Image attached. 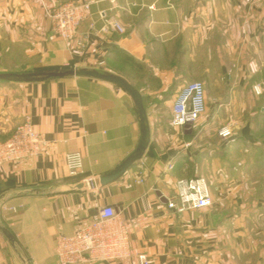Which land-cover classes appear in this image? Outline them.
Wrapping results in <instances>:
<instances>
[{"label":"crops","instance_id":"obj_1","mask_svg":"<svg viewBox=\"0 0 264 264\" xmlns=\"http://www.w3.org/2000/svg\"><path fill=\"white\" fill-rule=\"evenodd\" d=\"M88 2L75 37H58L48 12ZM65 68L112 72L139 90L150 142L119 180L74 189L136 150L141 128L131 97L87 77L0 81V143L26 119L47 142L35 158L0 165V225L18 247L0 231V264H58L57 238L105 206L129 227L133 256L98 264H141L140 256L148 264H264V92L253 90L264 82V0H0V73ZM194 81L219 104L193 130L173 128V100ZM231 118L233 136L223 139ZM247 125L252 141L242 136ZM213 134L219 141L203 142ZM71 152L83 157L72 177ZM195 177L209 181L213 205L168 209L176 181Z\"/></svg>","mask_w":264,"mask_h":264},{"label":"built area","instance_id":"obj_2","mask_svg":"<svg viewBox=\"0 0 264 264\" xmlns=\"http://www.w3.org/2000/svg\"><path fill=\"white\" fill-rule=\"evenodd\" d=\"M90 2L82 5L66 3L48 12L53 32L60 38L71 40L75 37L80 23L86 19ZM101 17L106 19L105 12ZM120 34L124 28L117 22L106 20ZM253 70V68H251ZM254 71V70H253ZM256 95L264 92V82L253 88ZM208 110L207 91L201 81L188 83L175 96L171 106L170 125L176 129L193 130ZM235 121L231 118L219 130V136L228 139L233 136ZM47 142L37 133L29 119L18 125L11 138L0 143V165L15 163L41 155ZM69 175L77 176L83 167V157L79 152L65 155ZM173 166H170L172 169ZM168 209L176 213L187 210H201L213 205V191L204 177L179 179L175 192L165 197ZM16 211L15 207L10 208ZM130 231L126 223L120 221L112 206H105L96 219L82 226L71 235L57 238L55 255L58 264H98L128 259L133 256ZM141 264H148L144 256L139 257Z\"/></svg>","mask_w":264,"mask_h":264},{"label":"water","instance_id":"obj_3","mask_svg":"<svg viewBox=\"0 0 264 264\" xmlns=\"http://www.w3.org/2000/svg\"><path fill=\"white\" fill-rule=\"evenodd\" d=\"M67 77H87L94 78L103 81H107L120 87L125 91L132 99L136 108L138 118L140 121L141 138L136 150L127 157L119 166L113 169L111 172L102 175L96 179H91L85 183H79L74 189L81 190L83 188L91 190L100 186H105L119 180L124 173L129 170L133 165L140 161L150 142L151 131L147 113L144 107L143 96L139 90L131 85L126 79L117 74L107 71L78 69V68H65L59 70H41L35 72H24V73H0V81H39L49 79H60ZM242 136L247 141H252L250 134V127L247 125L243 131ZM0 231L7 238L10 245L18 252L17 240L13 234L6 228L0 225Z\"/></svg>","mask_w":264,"mask_h":264},{"label":"rangeland","instance_id":"obj_4","mask_svg":"<svg viewBox=\"0 0 264 264\" xmlns=\"http://www.w3.org/2000/svg\"><path fill=\"white\" fill-rule=\"evenodd\" d=\"M31 72H33V71H31ZM206 90H207V99H208V112H210L211 111V105H213V107H216L217 104H219V102L214 100V99H216V94H215L216 92L214 90H212L210 87H206ZM208 112H207V115H208ZM224 119L225 118H220L219 121L224 120ZM217 138H218V136H217ZM217 138L215 137V134L211 135V138L204 136L203 142L208 143V142L212 141V143H215V142L219 141V139L217 140Z\"/></svg>","mask_w":264,"mask_h":264}]
</instances>
